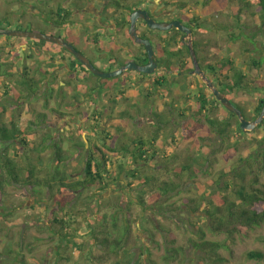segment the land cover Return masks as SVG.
<instances>
[{"label":"rangeland","instance_id":"rangeland-1","mask_svg":"<svg viewBox=\"0 0 264 264\" xmlns=\"http://www.w3.org/2000/svg\"><path fill=\"white\" fill-rule=\"evenodd\" d=\"M182 1L187 2V9L181 12L182 15H185L186 18L189 16L200 18L203 29H201L199 40L211 42L209 52L207 51V54L212 55L209 59L210 62H215L216 59L221 62L229 60L234 64L235 69H238L247 78L243 80V86L240 87L243 90L234 89V92L231 93L229 88L237 83V77L234 78L231 73V81H228L227 86H222V91L232 95L231 98L237 105L232 103L242 111L246 120L255 121L254 110L258 106V100L264 96V24L257 0H212L206 7L202 3L197 4L203 0ZM5 7V5L0 7V28L16 29V16H7V20L4 19L6 17ZM238 16L242 19L240 23H238ZM221 25L228 26L229 30L215 32V28L221 27ZM25 26L27 24L21 25V28H26ZM4 39L16 41V38L13 37L0 36V45L4 48ZM3 47L0 48V56H4L6 59L8 51ZM226 68L230 71L229 67ZM254 81L261 88H252ZM188 83L189 87L194 86L186 95H190L191 99L195 97L198 89L205 90L203 84L194 77H190ZM3 93L2 86H0V96H3ZM165 93L166 105L160 117L163 125H159L163 145L158 155L154 154L156 160L148 165L139 160L137 165L131 167L132 161L129 159L115 155H109L108 159L110 161L108 165L110 180L114 174L118 176V166L114 165V162L118 161V165H127L129 175L135 172L140 179L149 178L150 181L144 185L141 180H138L129 187L124 175L120 179L117 178L116 182L111 183L110 187L99 197H93V190L90 188L81 189L72 211L81 214L79 209H89L87 215L89 221H83L86 215H80L79 225L73 226V230L70 231L76 237H71L67 241L62 240L61 236L55 232L57 227L50 221L54 199L53 194L48 191L47 182L51 183L53 192L56 193L59 177L56 174L57 170L66 173L70 179L82 178L86 160L83 156L76 155L74 151L67 150V146H65L63 147L64 155L69 158V161L59 165L51 153V149L41 151L39 139L36 142V151L30 149V152L28 150L24 152L22 151L23 146H21L20 152H23L24 155L16 159L17 164L20 167L28 165L24 158L26 155L32 164L37 166L34 181L39 180L41 183L34 188L27 185L14 186L11 184L6 186L4 192L0 194V264H22L9 258L11 256H7L9 249L21 251L23 253L21 261L24 259L27 264H91L95 260L92 257L99 256L102 251L99 246L92 245L91 233H88L87 229L88 223H94L93 221L97 220L106 224L109 229H113L111 217L114 215L119 218V227L122 226L124 216L118 212L119 206L126 210L133 221L127 250L133 251V254L137 256L141 255L145 264L168 263L166 255L170 240L169 232L176 236L175 248L182 251V254L176 255L170 264H206L205 260L209 257L207 254L209 252H196L194 247V243L200 244L204 241L230 244V250L222 248L217 250V254L223 260L222 264H264V261L246 259L248 252L260 251L264 253V224L249 231L247 236H235L234 243L231 244L227 241L225 233H214L210 230L208 218L209 210L221 205L223 195L229 196L228 191L220 193V190L216 188L215 184L220 179V172L235 167L241 156L254 145L253 143L264 138V127L259 128L258 126L253 132H243L244 134L251 133V136L246 138L243 136L244 134L237 136V132L239 133L237 128L240 126L238 118L228 116L226 109L214 104L211 112H207V114L211 120L215 121L221 117L229 118L228 134L226 133L228 136L225 135L222 138L216 133L215 137L205 141L198 137L188 140L186 129L193 124L194 120L183 124V118L178 117L179 112L176 111L175 105L179 103L174 101L175 95ZM33 98L30 99V102H26L25 110L37 113L45 112L44 98ZM194 103L195 101L192 100L190 105H194ZM186 114L187 111L184 112V116ZM178 123L179 125H177ZM211 126V123L205 122L203 128L196 135L210 132ZM151 132L152 129L138 132L130 140V143L134 142L135 138L143 136L148 142L147 148L151 151L152 147L149 145ZM41 133L40 135H42ZM12 148L9 152L10 156H13L16 145ZM39 162L42 165H39ZM183 166H190V169L177 178L173 170ZM21 175L23 178L25 177L24 173ZM164 182H173L178 187L160 200L152 202V198L160 193V188L165 187ZM230 182L227 184H231ZM261 184V188L264 189V175ZM223 185H226V180ZM35 189L41 193L37 194ZM141 193L144 194V200L149 205L146 210L139 206L138 196ZM97 199L101 200L99 216H95L93 213L96 205L99 204ZM107 212L108 221L102 219ZM1 217L8 219L3 220ZM197 227L202 228L205 232L204 239H201ZM21 243L24 246L20 247ZM80 244L85 245L83 249H79ZM63 256L70 257V260L62 259ZM120 256L121 258L125 257L124 253H121ZM114 262L115 260L103 264H113Z\"/></svg>","mask_w":264,"mask_h":264},{"label":"flooded vegetation","instance_id":"flooded-vegetation-1","mask_svg":"<svg viewBox=\"0 0 264 264\" xmlns=\"http://www.w3.org/2000/svg\"><path fill=\"white\" fill-rule=\"evenodd\" d=\"M179 1L0 0V7L6 6L4 19L16 16L17 27L12 30H29L61 42L21 37H13L16 41L4 39L5 48L1 45L0 48L7 49L8 56L6 59L0 56V73L4 72L0 76L3 95L6 93L4 82L10 84L16 81V95L23 93L30 99L44 98L45 112L25 110V104L16 107L6 105L3 116H0V124L10 127L14 124L16 128L26 124L30 135L36 140L48 135L51 147L46 149H51L56 159L58 153L55 145H60L62 149L67 146V150L74 151L85 160L109 159V155H115L131 161L135 158L142 161L146 156L140 159L142 152L147 156L158 155L163 145L158 128L163 125L160 117L166 105L165 92L175 95L174 101L179 103L175 105L176 111L179 112L178 117L183 118V124L195 120L197 98L201 94H206L213 105L224 106L196 73L186 33L176 28L168 31L152 29L144 18H139L136 33L141 41L149 42L152 49L153 64L149 67L148 48L136 42L130 32L132 15L139 11L147 13L156 23L179 21L189 28L199 70L231 102H234L232 95L223 93L222 86H227L231 81V73L234 78L240 73L229 60L210 62L212 55L207 51L211 42L199 40L203 29L200 18L182 15L181 12L187 8L175 6ZM25 24L27 29L21 28ZM227 30L226 25L215 28L218 33ZM78 55L101 74L117 72L129 64L151 69L152 72L126 70L117 77L105 78L97 75ZM190 77L200 81L205 89H198L193 99L190 95L186 96L191 87L194 88L193 85L188 86ZM165 80H168L167 84ZM20 81L27 85L21 86ZM232 86L235 87V84ZM234 89L243 90L236 87L231 93ZM192 100L195 101L194 105H190ZM212 109L206 107L203 112L207 114ZM185 111L187 114L182 117ZM146 129H152L151 151L143 136L130 143L138 132ZM106 140L111 150L104 147ZM21 144L16 139L18 152L13 151L16 155H24L20 152ZM0 145L3 150L4 145ZM24 158L29 160L26 155Z\"/></svg>","mask_w":264,"mask_h":264},{"label":"trees","instance_id":"trees-1","mask_svg":"<svg viewBox=\"0 0 264 264\" xmlns=\"http://www.w3.org/2000/svg\"><path fill=\"white\" fill-rule=\"evenodd\" d=\"M212 0H203V2H197V4H203V6H208ZM257 4L259 9L262 12L261 19L264 24V0H257ZM187 2L180 0L175 6H179L181 9L185 8ZM242 21L241 17L238 16V22ZM229 29V28H228ZM231 64V62H229ZM4 74L0 73V76ZM247 78L243 76L240 72L237 76V83H235V87L229 88L231 91L233 88H240L243 86V80ZM168 83V80H165V84ZM11 84V85H10ZM10 84L4 82V89L6 93L3 96H0V116L4 114V108L6 105H10L16 107L17 105L26 104L28 100H30L29 96L20 93L16 95V81H12ZM21 86L25 87L27 85L26 82L20 81ZM252 88H261L258 86L257 82L252 83ZM230 87V86H229ZM251 87V86H247ZM209 96L213 97L211 93ZM215 100V98H214ZM216 101V100H215ZM217 102V101H216ZM218 103V102H217ZM206 107L213 108L214 105L206 94H201L197 98V108L195 113V120L191 126L187 127L188 135L186 138L188 140H192L193 138L198 137L200 140L205 141L209 138L215 137L217 133L222 138L228 134V126H229V118L221 117L219 120H211L208 114L204 113L203 110ZM264 107V96L258 100V106L255 108L254 112L256 117L258 118L261 114V111ZM184 117V114H181ZM228 116L234 118L235 115L228 112ZM22 122H24L22 120ZM204 122L211 123V131L207 133H196L201 130L204 126ZM240 125V123H238ZM8 124H0V143L4 145V149H0V194H2L6 188V186L14 184V185H24L35 187L41 183V181H34L36 178L37 166H34L30 160H27V164L25 167H19L16 160V157L19 158L20 153L16 155L13 153V156H9V152L13 149L12 146H15L16 139H18L22 144L24 149H31L32 151H36V142L37 140L34 136L30 135V129L27 128L26 124H21L20 128H16L15 125ZM264 127L263 125L259 126V128ZM160 130V128H158ZM217 129V132L215 130ZM237 136L243 135V131L240 126H238ZM227 133V134H226ZM251 134V133H250ZM250 134H244L243 136L246 138L251 136ZM228 136V135H227ZM49 136L43 135L41 140L39 141V145L41 146V151L45 150L48 147H51L49 142ZM252 145V147L245 152L239 163L236 164L233 168L224 169L220 172V179L215 184L216 188H218L221 192L228 191L229 196L223 195V199L221 200V205L216 206L213 210H209L208 218L210 222V230L214 233H225L226 239L231 244L234 243L235 236H247L249 231L261 227L264 224V189L261 188V179L264 175V138L260 140H256ZM203 145V144H202ZM104 147L112 149L109 141L106 140ZM55 149L57 151V162L58 164H65L69 161V158L63 154V149L60 145H55ZM16 151V150H15ZM18 151V150H17ZM145 158L142 159V157ZM140 159L142 162L148 165L152 161L156 160L154 155H148L145 152L140 153ZM118 161L114 162V165L118 166V176L114 174L112 180H110L108 174V165L110 161L106 158L101 160L89 158L85 162L84 166V176L82 178L70 179L66 173H62L57 170L56 174L58 177V188L57 192H53V186L50 182H47L48 191L50 194H53V207L51 208V222L55 224L57 230L55 232L61 236V239L67 241L71 237H76L71 234V230H73V226H78L80 223V215H86L83 218V221H89L88 214L89 209H79L78 211L81 214L73 212V207L75 206L76 200L79 197L78 193L81 189L90 188L93 190V197H99L102 193H104L108 187H110L111 183L117 181V178H121L125 175V181H127L128 186L131 187L133 182L141 180L142 184H147L150 179H140L135 172L130 175L127 173V165L117 164ZM41 162H39V165ZM138 164V159L135 158L132 160L131 167ZM42 165V164H41ZM130 167V166H128ZM190 169V166H183L182 168H175L173 170L174 175L179 178ZM22 173L25 174V177H22ZM116 176V178H115ZM154 179V178H153ZM152 179V180H153ZM224 180H226V185H223ZM231 181V184H227ZM163 185L165 187L160 188V193H157L154 198H152V202H156L161 198L168 195L170 192H173L177 189V185L168 182H164ZM142 187V186H141ZM165 190V191H163ZM37 194L41 193L34 190ZM227 192V193H228ZM139 206L146 210L149 205L145 202L144 194H139ZM96 209L93 210L95 216H99L100 211V202L101 200L97 199ZM132 202V201H131ZM34 206V205H33ZM32 206V207H33ZM118 212L123 214L124 216V224L119 227L118 225V216L117 218L112 215L111 219V227L113 229H109V227L101 223L97 220L93 221L94 223H88V233L91 237V243L94 246H99L101 249V254L99 256H93L95 260L91 264H103L110 263L113 260L115 262L113 264H145V260H143L140 256L133 254V251H128L127 247L130 242L133 221L130 215L126 213V210L122 207H118ZM117 212V213H118ZM10 216L12 214H9ZM8 217V216H7ZM1 217L3 220L8 218ZM95 219V218H94ZM102 219L108 221V212L104 214ZM97 222V223H95ZM199 229V235L201 239H204L205 232L202 228L197 227ZM169 235V244L167 249L166 261L167 264L171 263V260L176 258V255L182 254V251L175 248L177 243V239L174 233H168ZM2 240V239H1ZM24 246L23 243L20 244V247ZM85 245H79V249H83ZM94 246V247H95ZM194 247L196 252L203 251V253H207L209 257L206 258V264H222V258L217 254L218 249L230 250V244L224 243L220 244L217 242H207L203 243H194ZM8 255L11 256L9 258H13L14 261L27 264L23 259V253L21 251H16L14 249L7 250ZM124 253V258H121L120 254ZM148 254V253H147ZM139 259H137V258ZM64 260H70V257L63 256L61 257ZM150 256V260H151ZM141 259V260H140ZM247 260H256V261H264V253L260 251H251L246 255ZM58 264V263H57ZM158 264V263H153Z\"/></svg>","mask_w":264,"mask_h":264},{"label":"water","instance_id":"water-1","mask_svg":"<svg viewBox=\"0 0 264 264\" xmlns=\"http://www.w3.org/2000/svg\"><path fill=\"white\" fill-rule=\"evenodd\" d=\"M139 18H144L149 27L152 29H159V30H164V31H168L172 28H176L184 33H186V35L189 37L190 43H189V48L191 51V55L194 59V63L196 66V73L198 75H200L203 79V81L206 83L207 87L209 88V90L211 91V93L213 94V96L217 99V101H219L226 110H228L230 113L236 115V117L238 118L239 122H240V128L244 133H248V132H253L256 130V128L258 126H260L261 124L264 123V107L261 111L260 116L255 120V121H248L243 117V113L240 109H238L227 97H225V95H223L215 86L214 84L211 82V80L209 78H207L203 72H201L199 70V66H198V62L196 59V55H195V51H194V47H193V40H192V31L185 27L181 22L177 21V22H173V23H156L154 22L152 19L149 18V16L147 15V13H141V12H135L132 15V26H131V34L134 37L135 41L141 44H144L149 51V55H150V65L149 67L152 66L153 64V60H152V49L150 47L149 42H144L141 41L136 33V22L138 21ZM0 36H9V37H21V38H30V39H42V40H49V41H55V42H60L57 41L56 39H52L48 36L39 34V33H35V32H30V31H22V30H12V29H1L0 28ZM61 43V42H60ZM67 47V44H64ZM79 58H81V60L90 66V68H92V66L89 64V62H87L86 60H84L80 55H78ZM92 70L97 74V75H102L105 78H111V77H117L119 75H121L124 71L126 70H139V71H143L146 73H151L152 70L148 69V68H138L136 67L134 64H129L127 67H124L122 69H120L117 72L114 73H110V74H101L98 73L97 71H95L93 68Z\"/></svg>","mask_w":264,"mask_h":264}]
</instances>
